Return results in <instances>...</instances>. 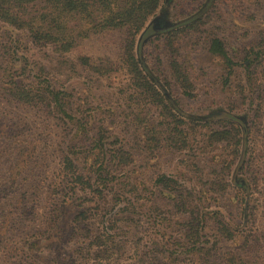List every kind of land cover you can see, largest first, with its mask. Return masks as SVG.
Masks as SVG:
<instances>
[{
    "label": "rangeland",
    "instance_id": "1",
    "mask_svg": "<svg viewBox=\"0 0 264 264\" xmlns=\"http://www.w3.org/2000/svg\"><path fill=\"white\" fill-rule=\"evenodd\" d=\"M78 2L0 0L40 40L0 18V264H264V0H159L133 37L158 95L132 81L127 31L71 13ZM83 56L113 67L97 74ZM13 82L70 108L23 106ZM233 126L239 146L215 135ZM65 154L104 172L59 192ZM181 200L197 214L194 251Z\"/></svg>",
    "mask_w": 264,
    "mask_h": 264
},
{
    "label": "trees",
    "instance_id": "2",
    "mask_svg": "<svg viewBox=\"0 0 264 264\" xmlns=\"http://www.w3.org/2000/svg\"><path fill=\"white\" fill-rule=\"evenodd\" d=\"M79 2L77 4H74L72 7L71 13L73 14H81L86 19L92 20V17L94 15H101L102 22L100 23L101 28L103 29H116V28H123L127 31V37L124 40V62L126 63L127 69L129 70V73L131 74L132 81L134 85H143L147 91L152 90L155 95H158V92L154 88V86L149 83L146 76L142 73V71L139 69L137 61L135 56L133 55V44H134V35L141 29L143 26V23L145 22V19L147 16L156 8L159 0H94V2L90 4H84V0H78ZM70 2H66L65 5H69ZM71 8V7H70ZM65 10V9H64ZM70 11V10H69ZM65 13L68 15V12ZM68 17V16H67ZM0 18L3 20L11 23L19 25V27H24L23 25H28L29 29L31 30L32 34L35 36H32L37 41L39 40V37L36 36V29L38 27H35V30H32L33 26H30V23H24L20 22L18 19L15 18L13 14L10 13L8 9L3 8L2 4H0ZM59 31L57 33L56 38L59 40L57 43H59L61 48L67 47V46H74L75 41L74 39H71V36H63V30L58 28ZM89 29V27H88ZM82 35H87L83 34ZM41 37V36H40ZM40 41V40H39ZM44 42V41H43ZM215 44H218L217 40H214ZM219 45V44H218ZM79 60L82 64L85 66H89V69H94L95 72L107 74L112 69V64L109 61H100L101 63H96L94 60H92L90 57L83 56L80 57ZM176 71V67H175ZM177 77H180L179 72L177 71ZM10 88V95L11 97L18 102L19 104L23 106H37L43 103L44 101L53 102L54 105L58 108H60L63 114H66L65 111L66 108H70V105L67 104V101L64 97L59 96L57 92L54 90H47L48 95L50 96L46 98L45 94H36L33 93L32 90L27 88H18L15 86V82ZM234 125V124H233ZM233 129V133L231 130ZM235 132H239V129L233 126L230 129H221L215 131V135L218 136L219 140H229L230 138L234 140L235 146L240 145V138L237 137V134ZM234 134V135H232ZM232 135V136H231ZM237 155V148L234 149V156ZM122 157V156H121ZM123 158V157H122ZM62 166L58 173V181L57 186L55 187L58 189L59 192H70L74 193L76 190H85L86 188H91V179L92 175L95 174L99 177V175L104 172L103 164L104 161H100L99 165L95 168H92L93 170H84L80 169L78 165L75 163V160L70 156L69 154H65L62 160ZM122 161V159H121ZM165 178V183L168 185H172L170 189H179V183L171 178V177H164L162 176V179ZM217 188L218 190H221V188H225L224 184H212L210 189ZM176 191V190H175ZM99 192H97V195ZM102 194V192H101ZM179 210L183 209V211L190 210L189 218L191 217V220L188 221L186 229H185V241L190 246V251H194L197 248V245L201 242L200 237L198 235L199 231L197 228V221L198 219L195 218L197 214L192 212V208L189 207L183 200H181L180 204L178 205ZM177 208V209H178ZM86 219V212L84 210L78 211L74 216V221L77 222V224H80ZM196 219V220H195ZM195 221V222H194ZM93 245H96L98 248H102L101 245H105V239H97V242L93 243ZM201 248V247H199ZM100 251V250H99ZM103 252V251H102ZM226 261H230L228 259H225ZM158 264V263H157Z\"/></svg>",
    "mask_w": 264,
    "mask_h": 264
}]
</instances>
